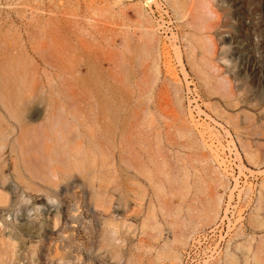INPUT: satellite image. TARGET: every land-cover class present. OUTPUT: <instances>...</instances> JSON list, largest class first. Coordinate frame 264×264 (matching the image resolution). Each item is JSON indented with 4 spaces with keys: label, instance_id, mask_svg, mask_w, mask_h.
I'll list each match as a JSON object with an SVG mask.
<instances>
[{
    "label": "rangeland",
    "instance_id": "obj_1",
    "mask_svg": "<svg viewBox=\"0 0 264 264\" xmlns=\"http://www.w3.org/2000/svg\"><path fill=\"white\" fill-rule=\"evenodd\" d=\"M0 47L108 108L48 173L1 149L0 264H264V0H0Z\"/></svg>",
    "mask_w": 264,
    "mask_h": 264
},
{
    "label": "bare ground",
    "instance_id": "obj_2",
    "mask_svg": "<svg viewBox=\"0 0 264 264\" xmlns=\"http://www.w3.org/2000/svg\"><path fill=\"white\" fill-rule=\"evenodd\" d=\"M229 15L240 18L238 15L236 16V13ZM251 24H254V20L251 21ZM221 38H229V35L223 34ZM23 53L22 48H20V55L17 56L18 54H13L8 48L0 47V151L2 148H6L13 152V170L19 180L22 179V182L26 179V173H34L33 169L36 172H50L54 143L60 139L66 140V142L73 138H80L81 141L85 137L88 139L87 128L97 125L100 115L108 111L105 97L100 99L99 108L93 111L90 107L84 109L67 105L65 103L67 94L63 91L57 92L61 104L55 106L51 104L49 102L51 93L48 89L50 87L49 80H47L48 85L39 86L40 78L31 79L29 77L30 79L27 80L24 76L28 60ZM99 84L101 82L98 83V86L103 88V84ZM130 99L129 102H131ZM103 116L106 120V116ZM115 122L116 116L111 115L109 120L104 123L105 129L111 132L112 143L117 131L116 128H113ZM67 132L72 134L71 138H68ZM88 141L89 145L95 143L90 138ZM1 157L0 152V159ZM34 176L36 177L35 173ZM5 179L1 172L0 183L4 184ZM5 223L8 222L5 221Z\"/></svg>",
    "mask_w": 264,
    "mask_h": 264
}]
</instances>
